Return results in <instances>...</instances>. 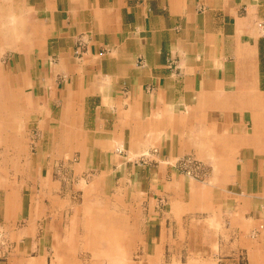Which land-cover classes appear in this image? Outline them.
I'll return each mask as SVG.
<instances>
[{
  "label": "crops",
  "instance_id": "0c3cea01",
  "mask_svg": "<svg viewBox=\"0 0 264 264\" xmlns=\"http://www.w3.org/2000/svg\"><path fill=\"white\" fill-rule=\"evenodd\" d=\"M4 51L0 230L13 249L0 264H122L123 224L84 212L108 195L145 211L152 264H182L164 252L191 219L212 250L189 259L264 264V0H0ZM12 113L20 138L28 123L41 132L33 152L12 143ZM187 157L210 166L206 181L179 171ZM57 161L87 172L81 203L61 197Z\"/></svg>",
  "mask_w": 264,
  "mask_h": 264
},
{
  "label": "rangeland",
  "instance_id": "374dc122",
  "mask_svg": "<svg viewBox=\"0 0 264 264\" xmlns=\"http://www.w3.org/2000/svg\"><path fill=\"white\" fill-rule=\"evenodd\" d=\"M16 52V51H13ZM6 51L2 52L0 59L4 58L6 56ZM9 53V52H8ZM9 68V67H8ZM6 68H0V102L2 103L4 101V92L8 91V87L9 84L6 81V79L4 78V75H7L5 78H9L10 74H9V69ZM13 75V74H12ZM7 78V79H8ZM14 83L11 84V92H12V96L14 94H16L18 92V88L13 86ZM12 101H14V99L12 98ZM18 100H16L17 102ZM28 105L30 104L29 100H27ZM0 119H2L1 115H0ZM11 122H12V128L13 126H15V130L11 131V139H12V143L14 142H19L21 143V141L23 142V140L26 139V144L28 145V149L27 150H31L32 152L35 150V142L36 139L40 136L39 130H37L36 128H34L32 126V124L28 123L27 129L26 131L22 130V135L23 138H20L19 134H20V128L24 127V118L23 116L20 117L19 119V115H14V113H12L11 116ZM14 123V125H13ZM21 151H24L25 147H20ZM12 149V153H16L17 151H19V147H13ZM148 151V150H147ZM145 152V151H144ZM153 152L152 149L151 151H149V153ZM22 154V153H21ZM141 154V153H140ZM140 154L137 156V159L134 161L135 165H137L138 167H143V166H149L152 164L149 163L150 161H153V155L150 154L148 155L149 157L145 158L144 160L141 159L139 156ZM71 161V160H70ZM74 162V161H72ZM72 162L69 163H65L62 161H57L54 162L52 164V171H53V179L57 180L59 183V190L62 192L61 197L62 198H69L70 200H73L75 202H80L81 203V199L82 196L80 195V188L82 185L88 183V175L87 172L84 173L79 179V177L77 178V176H75L71 170V164ZM19 164L17 163H12L10 164L11 166V170H10V174H11V180H14L16 182H19L22 178L21 175L23 174L22 168L20 166H18ZM200 172H204L205 174H203V179H196L194 177V179L198 180V181H206L208 179V177L211 174V168L209 165H205V170H199ZM3 179L0 180V184H2ZM75 189V190H74ZM74 190L75 192H70ZM79 193V194H78ZM87 198V196H85ZM84 197V198H85ZM108 197H110L111 199L104 201L106 202L105 208H100V206H98V208L94 211H89L86 210L84 212L86 217H87V212L90 213V215L96 217L97 218H92L93 219H106L109 222H121V224H123L122 226V230H123V243L120 244V248H121V253H119L120 255H122V260L121 263L122 264H152L151 260H147L145 257V255H143L146 251V244L141 242V235H138L139 233L142 234V230L138 229L137 227H135V223L137 222V220H139L137 215H141V218H143V211H134L132 209H130L125 203L124 201L117 195H108ZM156 202L159 205V208H163L164 203L167 201L166 198H162V196L155 198ZM126 203L128 202L127 200L125 201ZM156 204V203H155ZM126 205V207H125ZM157 205V206H158ZM140 213V214H139ZM96 214V215H94ZM64 217H65V212H64ZM100 217V218H98ZM192 224V225H191ZM191 225V226H189ZM133 228V229H132ZM207 230V234L209 236V234L211 233L210 228L206 227ZM1 231V230H0ZM202 231H204V229L201 227V221H196V220H189L188 221V227H187V236L185 237L184 240V236L181 237V241L179 242H175V243H169L166 244V251L164 252V255H167L169 253H176L177 255H179V253L181 252V261L182 264H198L199 262L194 261V259H189L187 256L192 255V254H210L211 253V243L210 242H200V239L203 237ZM3 232V231H2ZM108 232H111L110 230ZM259 232L258 228L252 229L251 230V236H256ZM6 235V234H5ZM135 238L134 240L136 242H132L131 239ZM133 240V239H132ZM138 240V241H137ZM199 241V242H198ZM107 243V242H106ZM106 243L104 244V246H106ZM79 245V244H78ZM108 245V243H107ZM168 246V249H167ZM80 252V251H79ZM119 251H117V256ZM63 254L65 252L60 251V254ZM187 255V256H186ZM75 256L77 259H72V261H80V264H85L83 262V259L81 258V255H79L78 253H75ZM121 257V256H120ZM167 258V256H165ZM7 258V257H6ZM6 258L0 259V260H5ZM178 258V257H177ZM119 260V259H117ZM176 260V259H175ZM172 260L171 264H180V262L178 263V260ZM113 261V260H112ZM163 262V259L161 260ZM54 263V262H53ZM51 262V264H53ZM48 264H50V261L48 262ZM162 264V263H159ZM200 264V263H199ZM206 264H211L210 262L206 263Z\"/></svg>",
  "mask_w": 264,
  "mask_h": 264
},
{
  "label": "built area",
  "instance_id": "2783aa9c",
  "mask_svg": "<svg viewBox=\"0 0 264 264\" xmlns=\"http://www.w3.org/2000/svg\"><path fill=\"white\" fill-rule=\"evenodd\" d=\"M152 151L153 152L151 153H149V151L142 152L139 157L144 160L145 158L149 157L148 155L157 153L156 149H153ZM177 168L180 172L198 179H203V174H205L204 172L199 171L205 170V165L191 157L180 160L177 163ZM12 249V243L9 241L7 236L0 231V259L8 257L11 254Z\"/></svg>",
  "mask_w": 264,
  "mask_h": 264
},
{
  "label": "bare ground",
  "instance_id": "6f19581e",
  "mask_svg": "<svg viewBox=\"0 0 264 264\" xmlns=\"http://www.w3.org/2000/svg\"><path fill=\"white\" fill-rule=\"evenodd\" d=\"M2 109H3V105L0 104V112L2 111Z\"/></svg>",
  "mask_w": 264,
  "mask_h": 264
}]
</instances>
